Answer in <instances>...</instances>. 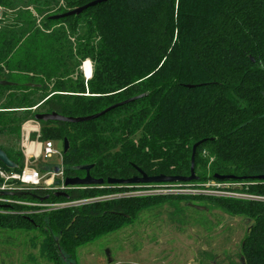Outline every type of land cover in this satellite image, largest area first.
Segmentation results:
<instances>
[{
    "label": "trees",
    "instance_id": "trees-1",
    "mask_svg": "<svg viewBox=\"0 0 264 264\" xmlns=\"http://www.w3.org/2000/svg\"><path fill=\"white\" fill-rule=\"evenodd\" d=\"M94 1L0 0V11L11 12L0 19V82L13 84L0 85V149L15 164L0 162V170L23 172L22 126L37 115L86 118L143 96L96 120L40 123V143L70 144L64 179L85 178L92 167L91 177L104 185L69 187L60 192L67 197L44 186L19 198L0 191V231L44 235L53 261L132 223L160 198L80 204L137 186L108 180L139 171L188 177L202 141L193 184L217 181L215 175L246 178L236 183L264 198L257 180L264 177V0H109L52 19ZM86 61L93 65L87 81L80 72ZM212 202L252 221L242 256L245 264H264V202ZM53 203L73 205L41 212Z\"/></svg>",
    "mask_w": 264,
    "mask_h": 264
},
{
    "label": "rangeland",
    "instance_id": "rangeland-1",
    "mask_svg": "<svg viewBox=\"0 0 264 264\" xmlns=\"http://www.w3.org/2000/svg\"><path fill=\"white\" fill-rule=\"evenodd\" d=\"M9 13L11 12L1 10L0 19L9 20L11 18L7 16ZM88 62L90 61L85 63ZM84 64L80 72L87 81ZM91 66L93 68L92 63ZM31 140L35 143L37 135L32 136ZM22 143L23 140L20 147L23 151L25 149ZM54 146L56 150L63 151V142H54ZM204 155L207 156V153L204 152ZM27 165L39 171L42 176L45 172L51 171L46 166H59L63 169L60 156H53L44 162L31 160L28 163L25 159L24 169ZM58 179L56 177V180ZM234 183L223 182L225 185ZM179 184L183 186L138 185L130 188V191L114 192L115 194L109 197L105 195L98 199L82 201L80 204L103 202L114 198L157 200L156 198L160 197L138 219L108 235L83 244L73 257L64 261H53L47 256L43 248L42 234L33 231L17 233L0 231V264H241V259L244 258L242 242L248 228L253 225L252 221H248L246 216L238 212L228 211L214 204L213 199H226L217 194L211 196L201 192L200 196L208 198L207 200L202 201L198 198L184 200L183 197L198 196L183 195L191 188L187 187L189 186L187 184ZM235 184L239 188L237 190L239 194L253 196L248 192L250 184ZM177 190L184 193L181 195ZM234 200L256 201L241 198L240 195ZM50 206H55V203ZM54 210L53 207H45L41 212ZM107 251L110 252L109 256Z\"/></svg>",
    "mask_w": 264,
    "mask_h": 264
},
{
    "label": "water",
    "instance_id": "water-1",
    "mask_svg": "<svg viewBox=\"0 0 264 264\" xmlns=\"http://www.w3.org/2000/svg\"><path fill=\"white\" fill-rule=\"evenodd\" d=\"M109 0H96L82 8L73 10L69 13H66L64 15H59L56 17H53V20H59V19H64V18H68V17H74V16H79L81 15L83 12H85L86 10L93 8L97 5L103 4V3H107ZM1 86H5V87H11L13 86L12 83L9 82H0ZM31 87H36V86H31ZM188 87H193V86H188ZM143 98V96H139L136 98H133L131 100H128L120 105L114 106L102 113H99L97 115L91 116V117H86V118H67L64 116H60L56 113L53 114H39L35 117V121L38 123L41 122H58V123H70V124H78V123H83V122H87V121H92V120H96L100 117L105 116L108 112L114 110L117 107L129 104V103H133L139 99ZM205 141L199 142L197 143L194 147H193V153H192V160H191V170H190V176L188 177H167V176H156V177H149L147 176L145 173H143L142 171L140 172V176L129 179V180H115V179H110L107 181L108 185H150V184H179V183H194V182H198L199 177L196 175V165H195V158H196V152L197 149L204 143ZM63 153L66 154L69 151L70 148V144L68 142V140H65L63 142ZM0 162L3 163L4 166H6L8 169H14L15 168V164L8 158V156L0 149ZM92 169V167H86L84 168V170L86 171V177L85 178H75V179H70L67 178L65 179L64 185L66 188L69 187H78V186H95V185H104L105 181L104 180H94L91 175H90V170ZM62 168L57 167L55 169V173L59 174L61 173ZM214 179L217 181H222V182H239V181H245L246 178H237L234 176H221V175H215ZM257 180L260 181H264V177H259L257 178ZM57 186L61 185V182L57 181L56 182ZM28 193H24V192H4L3 196L5 197H23L24 195H27ZM30 195V194H28ZM56 197H67L66 194L64 193H58L56 194ZM36 199H38L40 202H44L45 200L49 199V197L46 198H37L36 196L34 197ZM201 209V208H199ZM110 252L107 251V256H109ZM241 264H245V259L242 258L241 259Z\"/></svg>",
    "mask_w": 264,
    "mask_h": 264
},
{
    "label": "built area",
    "instance_id": "built-area-1",
    "mask_svg": "<svg viewBox=\"0 0 264 264\" xmlns=\"http://www.w3.org/2000/svg\"><path fill=\"white\" fill-rule=\"evenodd\" d=\"M32 134H36L37 140L39 141L41 134L40 123L36 122L35 120L26 122L22 128V140H23L22 146L26 150V152L28 151L26 145L28 140H30ZM39 146H40V151L37 156V159L42 158L44 160H49L53 156H60L61 158L63 156V151L60 152L55 149L54 142L39 143ZM56 177H58L59 179L56 180ZM0 179L3 180V184L0 187L1 192H23L26 188L41 187V186H44L52 191H56L57 193L63 192L66 189L64 185L65 179L63 175V169L59 174H56L54 171H52L49 174L42 176V174L39 171L27 165V167L20 174L9 173L0 170ZM57 181L61 182V185L55 187L54 185L56 184ZM211 182L208 184L195 183L193 185L186 183L187 185H189V186L186 185L187 187L194 190L190 189L185 194H183L184 192H182V190H177V191L179 194L181 195L183 194L186 196H200L202 195L201 192H206L211 196L217 194L220 197H224L226 199L228 198L235 199V197H238L240 195L241 198L243 197L247 200L252 199L256 201H264V198H258L254 196H244L239 194V192H237L239 188L235 184L236 182L234 184H226V185L217 181H211ZM156 185H161V184H156ZM166 185H171V184H166ZM173 185H175L176 187L183 186L182 184H173ZM231 185H233V187H231ZM203 195H207V194H203ZM71 205L73 204L55 205V206L48 205L46 207H53L55 210H57Z\"/></svg>",
    "mask_w": 264,
    "mask_h": 264
},
{
    "label": "crops",
    "instance_id": "crops-1",
    "mask_svg": "<svg viewBox=\"0 0 264 264\" xmlns=\"http://www.w3.org/2000/svg\"><path fill=\"white\" fill-rule=\"evenodd\" d=\"M88 63L90 64V77H92V66H91V63L90 62H88ZM86 64L87 63H85V65ZM85 65H84V68H85ZM85 69H84V71H85L86 77L88 78V75H87V72H86ZM89 79H87V80H89ZM34 135H36V134H32V136H34ZM32 136H31V138H32ZM31 138H30V140H28L27 145H26L27 148H28V151L27 152H26V150H23L22 151L23 152V155H24V157L26 159V162L30 163L31 160L34 161V162H39V160H42V162L47 161V160H44L42 158L37 159V156H38L39 151H40V146H39V143L40 142L37 140L35 143H33V141L31 140ZM46 168H50V169L52 168V170L49 171V169H48L49 172L46 173L45 175L49 174L52 171L55 172V168H57V166H46Z\"/></svg>",
    "mask_w": 264,
    "mask_h": 264
},
{
    "label": "bare ground",
    "instance_id": "bare-ground-1",
    "mask_svg": "<svg viewBox=\"0 0 264 264\" xmlns=\"http://www.w3.org/2000/svg\"><path fill=\"white\" fill-rule=\"evenodd\" d=\"M85 65V64H84ZM86 68V69H85ZM85 70H86V72H87V75H88V78L87 79H91L92 77H90V64L89 63H87L86 65H85ZM85 72V71H84ZM85 76H86V74H85Z\"/></svg>",
    "mask_w": 264,
    "mask_h": 264
},
{
    "label": "flooded vegetation",
    "instance_id": "flooded-vegetation-1",
    "mask_svg": "<svg viewBox=\"0 0 264 264\" xmlns=\"http://www.w3.org/2000/svg\"><path fill=\"white\" fill-rule=\"evenodd\" d=\"M261 202H264V201H261ZM248 221H250V220H248Z\"/></svg>",
    "mask_w": 264,
    "mask_h": 264
}]
</instances>
